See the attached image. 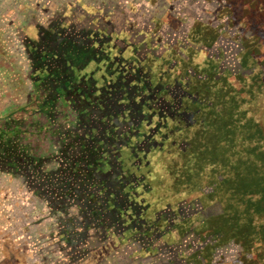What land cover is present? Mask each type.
<instances>
[{
	"label": "flooded vegetation",
	"instance_id": "1",
	"mask_svg": "<svg viewBox=\"0 0 264 264\" xmlns=\"http://www.w3.org/2000/svg\"><path fill=\"white\" fill-rule=\"evenodd\" d=\"M92 3L76 14L56 15L60 25L26 48L34 83L45 94L38 110L64 118L59 154L67 171L81 166V207L94 217L106 214L136 239H177L184 252L186 239L197 248L202 240L212 250L200 251V258L221 264L225 250L217 242L225 235L213 225L199 230L195 222L207 223L218 213L211 207L220 200L215 185L223 174L213 172L220 180L201 188L203 197L174 195L192 177L187 164L195 162L199 172L207 148L218 145L219 128L231 119L229 81L243 73L242 56L234 57L220 34L213 43L202 42L196 21L180 30L184 18L171 17L174 30L143 10ZM241 48L235 45L236 52ZM178 163L188 173L176 174ZM65 183L64 193L73 200L71 181ZM54 188L61 194V187Z\"/></svg>",
	"mask_w": 264,
	"mask_h": 264
},
{
	"label": "rangeland",
	"instance_id": "2",
	"mask_svg": "<svg viewBox=\"0 0 264 264\" xmlns=\"http://www.w3.org/2000/svg\"><path fill=\"white\" fill-rule=\"evenodd\" d=\"M97 1L0 0V126L7 124L17 130L13 136L15 143L23 148L28 158L27 174L38 171L44 177H52L53 183L47 180L42 186L49 189V184H52L50 197L53 202L51 218L53 264H207L206 260L203 261V256L200 258L201 254H198L200 251L210 253L212 246L206 245L202 240L199 241L201 247L197 248L196 241L186 239L187 250L184 252L180 247L183 245L177 239H153L150 242L141 238L136 239L132 230L124 231L123 226L111 224L106 214L94 217L92 209H82L79 192L82 191L84 179L80 171V162L77 161L79 169L76 168L75 173H71L66 169L68 167L66 157L59 154L62 148L57 139L64 131L65 120L60 115L53 118V110L51 115L38 110L45 94L41 93L34 83L32 60L26 48L31 41L41 39L46 32H53L54 22L60 19L55 18L56 15H61L63 11L76 14L77 9L81 11L82 4L93 8L95 5L92 2ZM114 2L124 5L121 0ZM145 2L147 11L152 6V11L148 12L149 16L146 18H153V21L158 23L167 22L168 26L171 25L174 29L172 22L174 20L171 17L176 16L178 12L179 16L184 18L180 30L183 26L188 27L189 22L196 21V32L202 42L213 43L220 34L226 38L227 46L233 48V56H237L236 53L242 56L243 73L229 81L232 84L228 90L232 115L231 119L227 117L225 120L238 125V132L233 147L229 148L223 138L219 139V145L228 147L229 152H235L229 155L233 161L235 158L242 160L251 158L256 161L257 157L249 154L250 149L258 145L260 150L264 151V0H145ZM72 4L75 6L72 7ZM60 23H57L58 26ZM238 43L242 48L236 52L235 45ZM249 122L254 125L252 129L247 127ZM251 135L253 137L249 139ZM203 165L196 173L195 162L187 164V167L192 168V177L189 175V180L177 186L178 193L174 195L176 198L198 195L203 197L201 188L214 186L213 182L220 180L213 177V172L217 175L223 174L224 178L231 177L234 173L229 166H222L217 162L215 165L213 163ZM174 166L176 174L181 173V170H185L186 174L187 168L183 169L180 163ZM5 169L9 168L0 161V171ZM69 181L76 194L75 197H71L73 200L67 198V193L58 194L53 191L56 185L64 191V184ZM25 182L26 186L31 188L35 184L30 183L28 179ZM215 187L220 200L210 207L214 213H218L210 217L207 223L201 222L202 218L197 220L195 224L199 230L208 229L213 225L214 230L217 229L219 232L223 226L222 217L230 214L227 208L229 204H226L228 200L224 198L221 185L218 183ZM43 193L41 202L44 204L46 195ZM251 198L255 200L256 196ZM205 200L207 199L203 198V201ZM229 201L236 204L238 210H245L248 207L246 202ZM205 205H208V202ZM254 224L258 235H255L256 239L250 245L235 240L234 243L227 244L225 236L218 240L217 245L225 250L219 259L221 264H249L252 261L253 264H264V214L256 215ZM221 231L225 234L223 228ZM14 247L12 246L10 252L12 255L15 254L14 264H38L33 256L18 258L20 254L16 252L19 247H16L17 251ZM192 248L193 251L190 253ZM233 258L235 259L228 261ZM40 264H47V260H41Z\"/></svg>",
	"mask_w": 264,
	"mask_h": 264
},
{
	"label": "crops",
	"instance_id": "3",
	"mask_svg": "<svg viewBox=\"0 0 264 264\" xmlns=\"http://www.w3.org/2000/svg\"><path fill=\"white\" fill-rule=\"evenodd\" d=\"M105 1L112 3L115 0ZM121 1L124 4L130 1L134 2V0ZM140 2L141 0H136L135 4L140 7ZM146 2L144 0L142 4H146ZM151 7L149 11H152ZM140 8L145 10L146 7L141 6ZM24 158V155L18 158L17 167L4 164L9 169L0 171V264H14L15 254H10L12 246H15V251H17L16 247H19L16 252L20 254L17 256L18 258L25 259L33 256L37 259L38 264L43 259L47 260V264H53V233H51L53 202L50 197L52 196V187L50 186L53 183L52 177L45 176L46 179L38 171L27 174L29 166L26 165L27 162ZM26 179L30 183L35 182L33 188L26 186ZM47 180L51 181L49 189L42 186ZM42 192L46 195L44 204L41 202ZM61 194H64V191ZM5 257L6 260H4Z\"/></svg>",
	"mask_w": 264,
	"mask_h": 264
},
{
	"label": "trees",
	"instance_id": "4",
	"mask_svg": "<svg viewBox=\"0 0 264 264\" xmlns=\"http://www.w3.org/2000/svg\"><path fill=\"white\" fill-rule=\"evenodd\" d=\"M253 126L252 122L247 125L248 129H252ZM237 127L238 125L233 122H224L223 126L219 128L217 138H223L229 148L233 147L235 135L238 132ZM14 131L17 130L7 124L0 126V161L17 167L18 158L23 155L25 156L24 160L28 158L23 148L15 143ZM259 135H261V132H259ZM252 137V135L249 136V139H252ZM219 141L217 146L213 143L211 148H207V152L202 158L204 161L199 166L202 169L203 164L217 161L223 166L229 164V167L234 170L233 176L223 178L222 182L219 181L218 183L224 193H230L231 196L228 200L236 203L246 202L248 207L245 210H238L236 204H231L228 201L229 206L227 208H229L230 214L222 217V228L225 231V240L229 237L241 244L245 242V244L250 245L256 239L255 235L257 234L254 224L255 216L264 214V151L260 150L257 145L252 147L249 153L257 157L256 161L251 158L243 160L242 158H235L233 161L229 158V155H232L230 153L235 154V152H229V148L219 145ZM253 196H256L255 200H252L251 197ZM252 207L253 209H251ZM249 264H253V261Z\"/></svg>",
	"mask_w": 264,
	"mask_h": 264
},
{
	"label": "built area",
	"instance_id": "5",
	"mask_svg": "<svg viewBox=\"0 0 264 264\" xmlns=\"http://www.w3.org/2000/svg\"><path fill=\"white\" fill-rule=\"evenodd\" d=\"M135 1L136 0H134V2L133 1H130V2H125L126 4H124L123 6L125 7V8H127L128 10H130V9H132V8H134V10H142L140 7L142 6V7H146L147 8V3H146V5H144L143 6V4H142V0H141V2L139 3V5H140V7L137 5V4H135ZM140 1V0H139ZM132 7V8H131ZM145 8V10H143L144 11V13L145 14H147V9ZM177 16H179V13L177 12V15L176 16H174V18H176L177 19ZM184 24V23H183ZM181 26H182V24H181Z\"/></svg>",
	"mask_w": 264,
	"mask_h": 264
}]
</instances>
